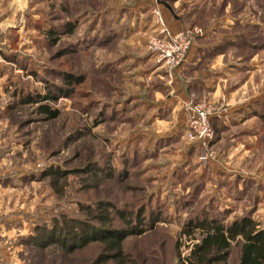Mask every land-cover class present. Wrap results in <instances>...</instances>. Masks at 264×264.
<instances>
[{"label":"rangeland","instance_id":"rangeland-1","mask_svg":"<svg viewBox=\"0 0 264 264\" xmlns=\"http://www.w3.org/2000/svg\"><path fill=\"white\" fill-rule=\"evenodd\" d=\"M156 5L169 29H193L196 46L212 44L202 58L223 54L232 67L222 105L244 94V103L258 102L249 114L264 117V0H0V264H182L200 235L183 233L191 218L227 225L250 214L264 225L255 194L264 182V125L247 140L243 162H230L262 170L263 182L235 202L217 181L225 177L218 164L194 168L182 137L186 104L202 96L182 104L181 125L149 118L151 89L164 80L131 64L140 53L153 60L145 47ZM136 83L145 105L130 111ZM213 126L221 150L227 131ZM122 233L116 258L108 235ZM96 234L103 237L88 240ZM231 247L227 264H236Z\"/></svg>","mask_w":264,"mask_h":264},{"label":"crops","instance_id":"crops-1","mask_svg":"<svg viewBox=\"0 0 264 264\" xmlns=\"http://www.w3.org/2000/svg\"><path fill=\"white\" fill-rule=\"evenodd\" d=\"M256 4L258 7H260V10L263 9L262 1ZM196 44L189 54L187 64L181 68L174 69L171 72L166 71V69L163 67H158L155 65L151 57L145 59L142 53L135 55V62L133 61L131 64V70L134 69L135 72H138V70H141L140 68H142L143 63H145L146 65L150 66V69H152L151 73L155 72L159 77L162 75V79L164 80L161 88H152L151 86V91L153 90L155 93L154 96L151 97V100L148 101L149 103L147 106L149 110L147 111L149 112V118L152 119V124L155 121L162 124L166 123L168 124L167 127L170 128L174 125H181L182 123H185L186 116L182 111V104L185 103V101H187L190 96H195L196 99L201 98L200 96H202V99L209 100L216 107H218L221 102L223 103V100L218 98V96L220 94H225L226 89L224 88L226 82H228L231 76L229 73L232 67H226L225 61L222 62L223 54H218L213 60L207 58L206 56L202 58L206 49H208V47H212L211 43L199 41L197 46ZM201 49L202 53H200ZM198 56H200V59H202L200 60ZM256 56L260 58V61L262 60V56H259L258 54H256ZM207 60H212V62L208 63ZM261 62H263V60ZM134 75L138 76L135 73ZM145 85H147V83ZM142 87V84L136 83L134 84V88L131 89L139 99L136 95L131 98L132 100L129 101L130 103L128 102L130 111H134L136 109L139 111L142 106L145 105L142 99L144 96V93L141 92ZM145 89L147 96V91L149 89ZM234 95L235 93H233L232 96L227 95L228 102L226 108L224 105H222V108L218 109V113L212 119L217 129L218 127L226 128L224 130L227 131L225 134H227L226 136L228 142L225 143V146H223L221 150H219L215 143L213 144L214 158L209 162L208 165H213V163L216 162V164H218L216 166L217 170H220V173L225 174V177H223L222 180H217L218 183L220 185L226 184V187H230L233 191L238 190L240 193L239 197L236 195L232 196L233 191H231V196L226 195L225 198H231L234 199L235 202H241L248 193L247 189L253 187L254 185L258 186L257 184L263 182L261 178L262 170H259L256 173L250 170L243 172V169L237 168L239 165L235 166L230 162L239 164L243 162V158L246 156L248 151V147L246 146L247 140L250 138V140L253 142V140L260 138L263 133L262 126L264 125V117H258L257 115L249 114L251 113L250 107L256 106V103L258 102L244 103V94L242 97L237 95L239 101H233V99H230L229 101V98H234ZM255 99L253 101H256ZM147 111L143 113L146 114ZM143 113H140V115ZM126 119L131 118H129L127 115ZM133 121L134 119H132L131 122ZM162 126L164 127V125ZM157 132L159 133V131ZM158 133H156V135H158ZM164 134L165 133L159 134V136ZM159 136L157 137L159 138ZM161 139H163V137ZM191 145L192 146L190 150L192 151L194 149L193 151L195 156L193 158V162H197L198 165H200L198 160V147L193 143H191ZM159 151H157L155 155H157ZM232 158H234V160H232ZM230 159L232 161H230ZM198 165L196 164L194 168H198ZM247 174H251L255 177L253 180H250V176ZM232 177H234V179H232ZM228 182L230 183L229 186L227 185ZM262 186H260V192H255L256 189H254L255 191L253 192H255L257 198H261L263 200L262 202L264 203V182ZM220 190L221 189H219V191ZM242 194H244V197H242ZM213 200L215 201V197H213ZM257 201L259 204H261L259 200ZM227 202L228 201L226 200H223L222 203L219 201L217 205L219 208H221L222 206H225V204H228ZM255 218H258L256 219L258 221L261 220V218L257 215Z\"/></svg>","mask_w":264,"mask_h":264},{"label":"trees","instance_id":"trees-1","mask_svg":"<svg viewBox=\"0 0 264 264\" xmlns=\"http://www.w3.org/2000/svg\"><path fill=\"white\" fill-rule=\"evenodd\" d=\"M40 110L47 113L49 118L58 115L56 110L52 111L46 105H41ZM184 227L183 233L189 234L194 230H200V235L197 238L193 237L197 242L192 245L182 264H227L232 244L238 246L237 264H264V225L250 214L235 218L227 225L221 223L219 219L210 218L206 221L195 217L186 222ZM117 234L108 235L116 236L109 239V243L115 244L113 248L116 250V258L121 257L122 236L127 233ZM101 235H92L88 240H98L103 237ZM77 238H81V235L79 234ZM110 248L112 247H108Z\"/></svg>","mask_w":264,"mask_h":264},{"label":"built area","instance_id":"built-area-1","mask_svg":"<svg viewBox=\"0 0 264 264\" xmlns=\"http://www.w3.org/2000/svg\"><path fill=\"white\" fill-rule=\"evenodd\" d=\"M152 12L155 14L156 28L149 37L146 50L153 56L158 67H163L171 72L174 69L185 66L189 54L195 45V31L193 29H169L165 24V18L159 12L156 5ZM186 107L191 114L186 121V130L182 137L198 147V160L206 165L214 158L213 139L215 128L213 117L222 108V102L216 107L207 99L196 102H188Z\"/></svg>","mask_w":264,"mask_h":264},{"label":"water","instance_id":"water-1","mask_svg":"<svg viewBox=\"0 0 264 264\" xmlns=\"http://www.w3.org/2000/svg\"><path fill=\"white\" fill-rule=\"evenodd\" d=\"M157 2H160V0H156Z\"/></svg>","mask_w":264,"mask_h":264}]
</instances>
